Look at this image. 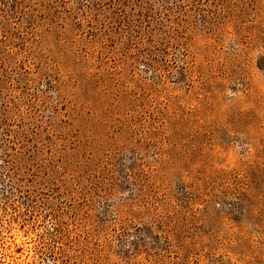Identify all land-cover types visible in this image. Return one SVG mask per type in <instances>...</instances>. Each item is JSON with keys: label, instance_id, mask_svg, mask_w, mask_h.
<instances>
[{"label": "rangeland", "instance_id": "rangeland-1", "mask_svg": "<svg viewBox=\"0 0 264 264\" xmlns=\"http://www.w3.org/2000/svg\"><path fill=\"white\" fill-rule=\"evenodd\" d=\"M0 264H264V0H0Z\"/></svg>", "mask_w": 264, "mask_h": 264}]
</instances>
